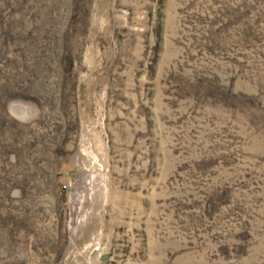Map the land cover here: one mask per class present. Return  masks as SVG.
Here are the masks:
<instances>
[{
	"label": "rangeland",
	"instance_id": "obj_1",
	"mask_svg": "<svg viewBox=\"0 0 264 264\" xmlns=\"http://www.w3.org/2000/svg\"><path fill=\"white\" fill-rule=\"evenodd\" d=\"M0 264H264V0H0Z\"/></svg>",
	"mask_w": 264,
	"mask_h": 264
}]
</instances>
